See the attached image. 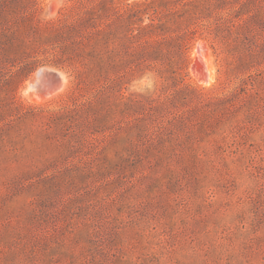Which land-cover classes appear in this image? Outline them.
I'll list each match as a JSON object with an SVG mask.
<instances>
[{
    "label": "rangeland",
    "instance_id": "1",
    "mask_svg": "<svg viewBox=\"0 0 264 264\" xmlns=\"http://www.w3.org/2000/svg\"><path fill=\"white\" fill-rule=\"evenodd\" d=\"M0 264H264V0H0Z\"/></svg>",
    "mask_w": 264,
    "mask_h": 264
}]
</instances>
